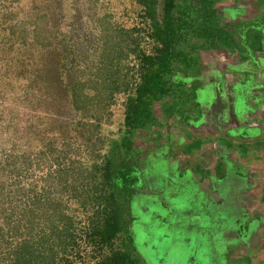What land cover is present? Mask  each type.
<instances>
[{"label": "trees", "instance_id": "trees-1", "mask_svg": "<svg viewBox=\"0 0 264 264\" xmlns=\"http://www.w3.org/2000/svg\"><path fill=\"white\" fill-rule=\"evenodd\" d=\"M225 1L233 2L232 8L241 14L239 10H246L250 0H132L137 18L132 26L115 25L108 16L97 18L107 37L87 53L81 69H77L80 51L66 45L60 72L43 67L41 82L48 87L47 94L56 95L59 90L68 101L67 111H73L78 120L49 119L52 126L59 123L58 135L49 137L48 144L42 141L46 132L34 133L42 137L41 141L31 139V151L20 143L12 144L5 135L9 125L0 126V264H147L148 259L134 244L132 228L138 217L130 207L138 194L149 196L152 190L148 172L145 174L147 161L152 159L153 133L159 130L151 127L156 120L152 104L162 102L167 106V119L173 113L183 121L181 109L168 108L165 102L174 94L176 83H182L175 71L183 60L186 73L192 53L231 47L244 62L264 51V8L231 18L227 11L217 9ZM59 4L62 20H71L72 35L79 0H59ZM15 17L8 13L4 22ZM8 28L24 45L26 34L17 33L19 24ZM32 33L38 47H43L45 37L36 29ZM94 66L97 71H92ZM88 82L100 90L98 97L89 96V88L94 87L87 88ZM193 83L198 92L201 88ZM38 84L41 86L40 77ZM119 95L121 137L111 140L104 151L100 123ZM51 107L52 102L42 104L44 110L51 111ZM144 131L147 139L141 137ZM55 140L61 142L63 154L54 155ZM46 146L49 149L43 150ZM80 146L91 149L82 162L73 160L81 152ZM71 167L77 169L78 178L73 181L66 177Z\"/></svg>", "mask_w": 264, "mask_h": 264}, {"label": "rangeland", "instance_id": "rangeland-1", "mask_svg": "<svg viewBox=\"0 0 264 264\" xmlns=\"http://www.w3.org/2000/svg\"><path fill=\"white\" fill-rule=\"evenodd\" d=\"M59 5V0H0V126L5 129V126L9 125V128H6V130L9 131L6 132L5 130V135L10 139V142L15 145L20 143V147H24L23 149L26 148L28 151H31L29 148H31L30 144L32 138L41 141L42 136H35L34 133L39 134L41 131L46 132V136L44 134L42 139L45 143L49 142V137L58 135L60 128L59 123H53V127L52 124H50L51 121L49 119L65 117V120H68V122L78 120V117L73 114V111H67L69 106H66V102L68 101L65 96H62V94L59 93V90L56 95L49 96V94H47L49 91L48 87L44 86L43 82H41L43 67L55 68L60 72V67L64 62V46L66 45V47L71 48L72 50L76 48L80 51L77 59L81 65L78 64L77 69H81L87 53L90 54L91 49L94 48L97 43L101 46L107 37L104 25L101 24L97 18L108 16L112 23L126 28L132 26V24L136 22L135 19H137L134 14L136 6L132 0H79V8L77 9L80 16L76 14L77 20L75 19L76 25L74 26L76 27V31L71 35L70 27L72 26L69 24L71 23V20H62L59 12ZM232 7L233 2L231 1L219 2L217 4L218 10L227 11L229 17L232 18L234 15L242 17L245 15L249 16L250 14H256L261 7L264 8V0H250L246 10L243 8L242 10H239V12L243 11L240 12L241 14H237L238 11L234 10ZM8 13H14L16 14V17L12 21L4 22L5 16ZM42 15H45V17L41 18ZM16 23L20 26L17 33H19V30L25 31L21 35L23 36L26 34L24 45L18 41L19 38H17V40L15 36L8 33V27ZM35 29L40 31V34L45 37V41L43 42L45 45L43 47H38L35 43L36 39L34 38V33H32ZM79 35H82L80 36V39L77 38ZM85 37L86 39H84ZM97 38L98 40H96ZM80 49H82V52ZM186 51L187 50H185V52ZM239 51L240 50H238V52ZM263 52L264 51L255 52V55L263 56ZM235 56V50L231 47L219 52L209 49L199 50L197 54L192 53L190 59L186 62V64H189L186 73L184 69L186 68L184 61H181L178 70L175 71L177 77H179L177 80L182 83L186 80L188 83L186 82V85L176 83L174 94L167 97V102L165 103L168 105V108L181 109L180 113L182 114L183 121L180 119L181 116H177L173 113L168 114L169 119H167V112L164 111V108H167V106L163 105L162 102L152 104L154 118L156 120L152 123L151 127H158L159 130L154 131L153 133L152 139H155L153 143L154 146L150 147L152 159L147 161L150 162L146 164L147 169L145 167V174L146 171L148 172L147 176L150 172H155L156 174L159 173L157 176L159 186L156 188H150L152 190L149 191L150 195L148 196L156 202H154L153 205L152 203L150 204L151 209L147 212H144L138 203L134 207H130L138 217L135 218V224L132 228V232L135 233V235H133L134 244L138 245V249L148 259L147 264H194L193 258L196 254L194 249L183 251L176 247L177 242H179V246L183 248L186 247L188 239L190 238L191 240L192 236H195L192 241H194L195 244H198V247L203 254L202 262L199 264H210L211 257L208 253V239H203L199 236H197L196 239L195 234L191 233V235L188 233V217L183 208H186L187 206L194 207L196 204L189 202L188 198L183 196L182 191L173 183L174 174L178 173L180 177H184L181 173H183L185 169L192 168V171L195 169L196 171L192 175L200 178L205 172L203 167L205 168L206 166L201 157L200 159H198V156L192 158V154L187 150V147L180 144V139L178 140L179 134L178 136L172 135L174 130L169 131L166 129L167 131H164V124L168 125L173 122V124L175 123L174 127L177 130L183 128L185 124V127L191 129L192 127H196V122L200 121L202 117H205L206 115L208 116V114H210V108L214 107L218 112L221 110V113H216L214 117L215 121L218 123L216 126L218 129V142L222 143L225 137L226 140L236 143V147H246L250 150V147L243 143L241 135L235 136L234 139V135H230V132L227 130L228 125H222L223 123L219 121V116L224 115L226 116V119L223 116V119H225L224 121L228 122L227 114H229L230 110L235 111L234 106L238 103L239 107L236 108L238 110L245 108L246 103L249 106L246 107V114H240L238 116L237 119H239L240 124L239 127H235L236 131L239 133L246 131L248 133L246 127L252 124L254 125V123L258 121H264V117L262 118L257 113L259 110L264 111V99H257V96L255 97L253 94H250L251 82L261 77V75H259V77L257 76L259 67L255 61H244L241 70H236L237 72L233 71V76H237L236 74H238V78L242 82L244 88L242 98L241 96H238V94L241 95V91H238L237 88L236 96L233 95L232 97H228L225 93L226 88L222 86H220L222 87L221 89L215 88V83L217 82H213V80L217 81L221 78L226 82L228 75L227 71L229 72V68L233 69L238 67V62L234 59ZM96 67L98 66H94L92 71H97ZM261 70L264 71L263 69ZM87 76H89L88 73L85 74V79ZM39 77L41 86L39 84L37 85ZM33 80H35L36 83H34ZM193 81H196L197 86L201 88L198 92L194 91L196 85ZM86 87H94L89 88V96L98 97L97 94L100 90L97 91L96 85L93 84V82H88ZM50 93L52 94L53 92ZM39 99H41V102ZM199 99H201L199 101L201 105L205 104L203 105L204 111L199 109L196 104ZM53 100L55 102H53ZM44 101H46V103L52 102V107L50 108L51 111L42 108ZM169 102L171 104H169ZM102 103L104 104L105 102ZM89 107L91 109L96 108L95 105ZM255 109L257 110L255 111ZM65 110L66 113L64 116ZM200 112L201 114L198 115ZM78 114H81V111ZM87 115H93V112H88ZM104 115L105 116L100 123V133L106 140L104 142V151H106L110 148L111 140L120 139L121 137V131L123 129V106L122 97L120 95L116 97V104L106 109ZM198 116L200 118H198ZM244 118H248L249 121L254 119V122H242ZM162 122L163 125H161ZM204 122H206V120ZM243 134L245 135L246 133ZM141 137L147 139L148 135L145 134L144 131L141 134ZM246 138L248 137L246 136ZM79 141H76V143ZM195 141L198 140L195 139ZM53 143L56 150L54 155L56 154L57 156L63 154V146L61 142L55 140ZM89 145L91 144L89 143ZM41 147L42 146L39 148ZM80 147H82L81 152L73 156V160L78 162L84 161L86 155L88 157L91 155V149L86 151L84 146ZM252 147L253 150L257 149V146ZM45 149L47 150L49 147L46 146L43 150ZM104 151L102 150V153H104ZM180 154L182 155V158L179 157ZM248 155H250V153ZM184 156H186L185 160ZM219 160L227 163V157L225 155H222L221 157L219 156ZM85 166H87V163H85ZM71 168V172L66 174L69 181H73V178L75 179L77 177V169L73 167ZM199 169L204 172L199 173ZM240 170H243L242 173L245 177L251 176L250 172L242 169V167ZM251 173L253 172L251 171ZM254 175L257 178H251V182L263 179L262 172H255ZM62 176L65 177V175ZM193 183H199V189L205 194L204 198H206V201L203 200V205L199 204L197 207L205 206V214H209L211 219L217 220L218 218H215V212L211 210V206L207 203L208 196L213 190L212 186L208 185V181L204 182V185H201L200 179H195ZM65 198L66 197L64 196V201ZM170 199L172 201H170ZM71 205L74 209L75 202L72 201ZM202 210L203 209L199 208V211L203 214ZM253 215L254 213L250 215V219L243 220L239 224V226H242L240 228L252 227L255 225L254 220H262V218H258L262 217L261 215L255 219ZM138 221L141 223L138 224ZM219 221H221V219ZM206 222V225L200 224V228H202V226H209L207 220ZM209 223H211V221ZM149 226L152 227V230L148 235L144 228H148ZM195 229H197L196 226ZM212 233L213 235L216 234L214 230ZM231 235L234 247L231 248V251H222V253H224L221 254V256L224 257L222 261L221 256L217 255V264H223L226 262V264H264V249L260 251L258 248L250 249L246 247V244L243 246L240 243L236 244L238 243L237 238H239L238 232L236 231ZM223 236L226 237V235ZM227 238L230 239V235H228ZM239 254L243 256L242 260H239ZM141 263H143L142 260Z\"/></svg>", "mask_w": 264, "mask_h": 264}, {"label": "crops", "instance_id": "crops-1", "mask_svg": "<svg viewBox=\"0 0 264 264\" xmlns=\"http://www.w3.org/2000/svg\"><path fill=\"white\" fill-rule=\"evenodd\" d=\"M235 54L236 56L234 59L238 62V67H236L237 69L229 68V72L227 71V81L224 82L221 78L217 81H214L213 79L212 80L213 82H217L215 83L216 89H221L222 87L226 88L225 93L228 95V97H232L233 95L236 96V90L238 89V91H241V95L238 94V96H241L242 98L244 88L242 86V82L238 78V74H236L237 76L234 75L235 77L233 76V71L237 72L236 70H241L242 64H244V62L238 59L236 50ZM253 61H255L259 67L257 76L259 77V75H261V77L251 82L250 94H253L255 97L257 96V99L262 100L264 99V77H262L264 76V71L261 69L264 68V52L263 56H257L254 54ZM258 61H260V64L257 63ZM238 104H235L234 106L235 111L230 110L229 114H227L228 122L224 121L226 119V116L224 115L223 116L225 119H223V116H219V121L223 123L222 125H228L227 130L230 132V135H234V139L235 136L241 135L243 143L250 147V150H248L246 147H236V143L226 140L225 137L222 143L218 142V129L216 128L218 123L215 121L214 117L216 113L220 114L221 110L218 112L214 107L210 108V114H208V116L206 115L205 117H202L200 121L196 122V127H192L191 129H188L189 127H185L184 124L183 128L177 130L175 129V123L173 124V122L172 124L166 125L167 130H174L172 135L178 136L179 134L178 140L180 139V144L187 147V150L192 154V158L198 156V159H200L201 157L202 161L204 160L203 163L206 166V169L203 167L205 172L199 169V173L204 172L200 178L192 175L195 173V169H193V171L192 168L185 169V171L181 173L184 175V177H180L178 173L174 174L173 183L178 189L182 191V195L188 198L189 202L196 204L194 207L187 206L186 208H183V210L186 212V216L188 217V233L195 234L196 239L197 236L203 239H208V253L211 257V259L208 257L210 259V264H217V255L221 256V254H224L222 253L223 250L231 251V248L234 247L231 234L236 231L239 234V238H237L238 243L235 242L236 244L240 243L242 246L246 244V247L250 249L258 248L260 251L264 249V121H258L255 122L254 125L252 124L246 127L248 133L246 131L239 133L235 130V127H239L240 124V121L237 118L240 114H246V107L249 105L246 103V107H242L243 109H240L243 112L242 113L240 110L236 109L239 107ZM197 105L199 109L203 110V105L205 104L199 105L198 103ZM256 110L257 109H255V111ZM257 113L262 118L264 117V111L259 110ZM199 114H201V112L198 113V115ZM198 118L200 117L198 116ZM205 120L206 122H204ZM244 120L242 122H254V119L249 121L248 118H244ZM243 133L246 134L244 135ZM246 136L248 138H246ZM195 139L198 141H195ZM252 146H257V149L253 150ZM249 153L250 155H248ZM222 155L227 157V163L219 160V156L221 157ZM179 157L182 158V155L180 154ZM185 157L186 156H184V160ZM241 167L242 169L249 171L251 176L245 177L242 173L243 170H240ZM251 171L253 173H251ZM255 172H262L263 179H258V181L251 182V178H257L254 175ZM153 173L150 172L148 177L151 187L156 188L159 186L157 179L159 173ZM195 179H200L201 185H204V182L208 181V185L212 186L213 190L208 196L207 203L209 206H211V210L215 212V218H218L217 220H213L209 217V214H205V206L197 207L199 204L203 205V200L206 201V198H204L205 194H203L199 189V183H193ZM170 201L172 200L170 199ZM154 202H156L154 199L138 194L133 201V207L138 203L140 204L142 210L147 212L151 209L150 204L152 203L153 205ZM199 208L203 209V214L199 211ZM253 213L254 219L261 215L262 217L258 218H262V220H254L255 225L252 227L240 228L242 226H239V224L245 219H250V215ZM220 219L221 221H219ZM206 220L208 221L209 226H202V228H200V224H207ZM210 221L211 223H209ZM195 226L197 229H195ZM148 228L144 229L149 235L151 233L152 227L149 226ZM213 230L216 233L215 235L212 233ZM222 234L226 235V237ZM228 235H230V239H228L229 237L227 238ZM194 237L195 236H192L191 240L190 238L188 239V244L184 248L178 245L179 242L176 243L175 241V243L176 247L183 251L194 249L196 254L193 258V262L194 264H199L202 262L203 254L201 253V249L198 247V244H195V242L192 241ZM223 258L224 257L221 256V261ZM238 258L239 260H242L243 256L239 254Z\"/></svg>", "mask_w": 264, "mask_h": 264}]
</instances>
